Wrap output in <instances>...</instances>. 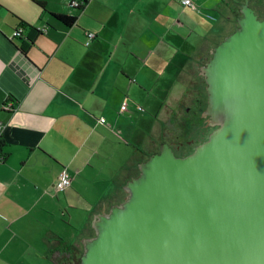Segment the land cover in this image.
<instances>
[{"label":"crops","instance_id":"0c3cea01","mask_svg":"<svg viewBox=\"0 0 264 264\" xmlns=\"http://www.w3.org/2000/svg\"><path fill=\"white\" fill-rule=\"evenodd\" d=\"M191 1L0 0V264H52L60 243L81 256L95 215L127 198L183 113L200 112V69L235 31L244 0ZM22 21L41 31L26 53ZM65 169L72 182L57 193Z\"/></svg>","mask_w":264,"mask_h":264},{"label":"water","instance_id":"95a60500","mask_svg":"<svg viewBox=\"0 0 264 264\" xmlns=\"http://www.w3.org/2000/svg\"><path fill=\"white\" fill-rule=\"evenodd\" d=\"M240 12L200 69L216 129L189 155L162 143L142 162L79 264H264V20L248 0Z\"/></svg>","mask_w":264,"mask_h":264},{"label":"rangeland","instance_id":"374dc122","mask_svg":"<svg viewBox=\"0 0 264 264\" xmlns=\"http://www.w3.org/2000/svg\"><path fill=\"white\" fill-rule=\"evenodd\" d=\"M245 1L246 0H244V2ZM248 1H249L250 7L253 8L258 18L260 20H264V11L263 12H261L260 10L257 11V5L258 4L264 5V0H248ZM243 3H241V5ZM220 14L223 15V18H222L223 22H227L228 19L226 18L223 11H221ZM237 26H238V23L237 25L234 24L233 26H231V29L234 28L235 30ZM205 86L206 84L202 83L201 89H200V96L197 97L195 94H191L187 98L189 102L192 101L194 97L200 98V103H201L200 112L204 109L206 105V100H207V92L204 89ZM180 107H181V104H180ZM200 112L197 110V107L195 108L193 107V109H190V112L183 113L184 124L178 128H173L172 131H168L166 135L167 137L165 136L162 137V142L164 141L163 143H168L173 148L176 156L184 157L186 155L193 153L195 149L198 146H200L201 143H203L204 141H207L210 134L216 129L215 127L211 126L209 123H206L207 120H206V117L204 116V112L201 115H200ZM158 125H160L159 121H158ZM160 146L161 144L158 147V151H159Z\"/></svg>","mask_w":264,"mask_h":264},{"label":"trees","instance_id":"16d2710c","mask_svg":"<svg viewBox=\"0 0 264 264\" xmlns=\"http://www.w3.org/2000/svg\"><path fill=\"white\" fill-rule=\"evenodd\" d=\"M74 1L78 3V6L74 7L75 9H82L83 5L87 2V0ZM39 4L44 6V3ZM52 16L54 19L67 26H72L76 22L75 17H68L59 14H52ZM18 28L21 29V31L19 32V34L21 35L20 39H24L21 44V50L22 52L26 53L27 49L31 47L36 38L41 35V31L27 25L23 21L21 22ZM4 148V141L0 138V156L5 158L6 156L3 154ZM80 257L81 256L79 254V251L75 246L66 243H60V246L52 253L50 260L52 264H79Z\"/></svg>","mask_w":264,"mask_h":264},{"label":"built area","instance_id":"2783aa9c","mask_svg":"<svg viewBox=\"0 0 264 264\" xmlns=\"http://www.w3.org/2000/svg\"><path fill=\"white\" fill-rule=\"evenodd\" d=\"M179 2H180V4L183 7H191V6H193V2L191 0H179ZM77 6H78V3L73 0L72 7H77ZM20 31H21L20 28L16 29L15 37H18ZM86 36H87V40L85 42V45L86 46H90L91 43L96 39V35H95V33L88 32L86 34ZM128 108H129V103L127 101H124L122 103L121 110L122 111H127ZM139 110H142V108L139 107ZM101 122L104 123L105 119H101ZM4 159H5L4 157L0 156V164L4 162ZM71 182H72V176L65 169L62 172L58 182L55 185V191L57 193L64 192L71 185Z\"/></svg>","mask_w":264,"mask_h":264},{"label":"flooded vegetation","instance_id":"af4514ba","mask_svg":"<svg viewBox=\"0 0 264 264\" xmlns=\"http://www.w3.org/2000/svg\"><path fill=\"white\" fill-rule=\"evenodd\" d=\"M202 83H205V84H206L205 79H203V80L200 81V84H201V85H202ZM201 85H200V89H201ZM206 87H207V85H206L205 88H204L205 91H206ZM206 92H207V91H206ZM206 92H205V93H206ZM200 105H201V103H200ZM203 106H204V105H203ZM206 106H207V100H206V105H205L204 109L200 112V115L205 111ZM206 120H207L206 123H209V118H208V117H206ZM204 142H205V141H204ZM201 144H202V143H201ZM201 144H200V145H201Z\"/></svg>","mask_w":264,"mask_h":264}]
</instances>
